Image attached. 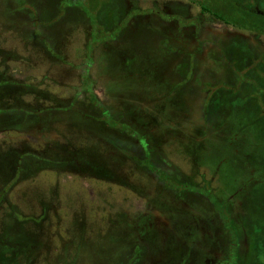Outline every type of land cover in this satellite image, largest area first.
I'll return each instance as SVG.
<instances>
[{
  "label": "rangeland",
  "instance_id": "rangeland-1",
  "mask_svg": "<svg viewBox=\"0 0 264 264\" xmlns=\"http://www.w3.org/2000/svg\"><path fill=\"white\" fill-rule=\"evenodd\" d=\"M63 1L69 4L28 0L26 10L21 0H0V79L6 83L0 87V105L7 111L23 108L24 119L29 111L59 108L61 102L92 115H81L82 123L59 116L40 127L5 126L3 121L15 115H0V187L14 180L7 197L17 213L16 223L3 226L13 210L8 202L0 204V232L22 233L31 245L10 264H120L137 248L144 254L137 264H180L186 245L193 256L200 252L190 264H220L217 249L224 233L213 216L205 218L210 210L198 208L206 202L201 194L191 196L195 203L184 201L118 149L123 142L130 149L140 144L97 120L101 111L84 93H76L91 38L103 40L92 49L88 69L96 97L114 117L126 115L132 128L149 130L155 141H144L173 165L166 174L200 187L208 183L227 203L238 228L248 222L251 227L237 238L238 264H264V175L254 178L264 167V143L258 140L264 119L250 121L256 101L245 96L246 88L234 102L221 97L216 86L235 77L232 70L225 65L194 69V59H183L191 55L180 58L178 50L194 52L199 64L212 44L204 40L207 36H241L264 47V35L225 24L194 0ZM202 1L220 10L230 1L264 15V0L263 7L256 0ZM152 6L198 17L197 34L194 25L179 27L176 20L155 14L125 22L117 11L125 15ZM60 10L56 21L43 24ZM222 15L234 23L250 22L245 14L238 20L241 14L235 11ZM15 83L34 85L43 96ZM201 111L208 113L206 124Z\"/></svg>",
  "mask_w": 264,
  "mask_h": 264
},
{
  "label": "trees",
  "instance_id": "trees-1",
  "mask_svg": "<svg viewBox=\"0 0 264 264\" xmlns=\"http://www.w3.org/2000/svg\"><path fill=\"white\" fill-rule=\"evenodd\" d=\"M25 2L22 4L23 8L26 7V10L28 8L29 2L28 0H21ZM243 0H240L242 2ZM251 1L255 2V0H248L247 4ZM259 4L260 7H263V0H256ZM194 2L199 3L200 7L204 10L210 13L214 18L224 22L225 24H231L234 25L238 28H243L252 32H255L257 34L264 35V15L250 11V10H244L241 5L236 6L235 4L229 2H226L223 6H220L219 8H222L223 10L216 9L213 4V9H210L209 5L205 4L206 2H203L202 0H194ZM61 3H68L63 0H60L58 3L59 5ZM257 3V4H258ZM32 4V3H31ZM57 4V3H56ZM246 3H243V5ZM252 4V3H251ZM254 4V3H253ZM74 7V6H73ZM249 9V8H248ZM227 11H235V13L241 14L240 16H237L238 20H243V15L245 14L246 16H250V22H231L229 18L227 19L224 17L222 14ZM120 15L122 16V19L125 17V22L130 21L134 16L137 14H155L158 17H160L163 20L167 21H172L176 20L178 22L179 27L183 26H188V25H194L196 27V34L199 29V19L198 17H193V18H184L183 16L179 14H168L162 11L160 8L156 6H152L147 9H139V8H134L132 10H129L126 12L124 15L120 8L117 10ZM61 10L54 15L52 18H49L47 20V17L43 18L45 22L43 24H48L51 22H54L57 20L58 15L61 14ZM57 16V17H56ZM89 20V19H88ZM25 21L27 22V17H25ZM241 22V23H240ZM259 23V24H258ZM93 28V27H92ZM99 33L101 31L99 30ZM112 38H116V35L113 36ZM112 38L108 39L111 40ZM104 39V40H106ZM202 41H206L207 43L210 42V46L207 47L206 54L204 55L203 58L201 59L203 61L199 62L197 64L198 59L195 60L194 52H187L185 50H181L178 48L180 51V58L183 56V54L188 55L190 54L191 57L189 58H183L185 60H193V66L194 69L200 67L205 68L208 67L209 65L213 67H217L218 65H221L220 67L227 66L228 69L232 70V72L235 73V77H233L230 80H224L222 79L218 85L216 86V89L221 91L220 95L223 99H226V101L234 102L237 100L236 96L237 94L243 89L246 88V95L247 97L255 99L256 102L252 104L253 108V117L251 122H254L260 118L264 119V47L261 46L259 43L252 41L250 38L246 37H241V36H229V37H222V36H215V35H210L207 36L203 39ZM88 46H87V64L86 62L84 63V69L82 70V76H81V87H75L76 93L82 92L85 94L86 99L90 100L93 106H96L100 111L101 115L100 117H97V120L105 122L109 127L116 128L128 136H132L136 138V141L140 144L135 145V147L130 149L129 147L124 146L123 144L126 145L125 142H123L119 146L118 149L123 150L122 152L127 153L129 157L132 159L136 160L141 167H144L147 169V171L151 172L159 181H162L164 185L167 188L177 190V192L180 195V198L183 199L184 201L187 202H193L190 201L191 196L193 194H196L195 192L201 194V196L206 200L205 205L203 207H198L201 208V210L207 211L210 210L211 214L207 215L205 214V218H210L213 216V219L216 220L217 225L216 227L220 228V230H223L224 236H221L223 239V244L222 246L220 245L217 250L219 253H221V261L220 264H238L239 261H241L240 255L238 253L237 249V241L239 237V233L241 231H244V229H249L251 226L248 222L245 220V228L240 229L242 227L238 226L235 224V221L232 220L230 216V212L228 210L227 203L225 201L219 200L216 195L213 193V190L211 187L208 185V183L205 184V186L200 187L195 184H192L190 182H179L172 178L169 174H166L167 171L170 172V166H173L168 159L163 155L159 149L150 146V142L145 140L150 139L152 142L155 141L151 134H149V130L146 128H141L136 127L135 129L131 127L129 124V118L125 115L118 114L120 116L114 117V114H111L103 105V103L96 97L94 91H93V86L95 83V80H93L89 74H88V69L89 65L91 64L92 58H91V51L94 47L99 45L103 40L95 39L89 40ZM170 43V42H169ZM89 47V48H88ZM214 47L216 49V52L214 51ZM161 46H159V49ZM172 52V51H171ZM161 54L163 53L160 52ZM210 59V60H209ZM204 62V63H203ZM213 63V64H212ZM217 63V65H216ZM86 64V65H85ZM158 65V63H156ZM186 66V65H185ZM225 68V67H224ZM4 79H0V87L5 85L6 83L3 82ZM7 85H10L9 82ZM15 85H20L21 87L26 88V91H34L37 93V95L43 96V93L39 90L38 87H35L34 85L31 84H23V83H15ZM216 91V90H215ZM56 99V98H53ZM59 101L58 99H56ZM61 102V101H59ZM257 105L259 108H257ZM6 107H3L0 105V113L4 112L3 114H0L1 116L3 115H8V113H13L15 115V118L12 120H0L3 121V124L5 126H17V127H23L25 125H32L33 127H40L42 125H46L49 121L57 119L59 116L68 119V121H72L73 123H82L79 121L82 117L86 116H91L90 114H87L85 111H80L77 107L73 106L72 104H66L64 105L61 102V107L59 108H51L48 110H34V111H29L31 115L27 117L26 119L21 118L23 114V108L16 106V107H7L9 108L8 111L5 110ZM10 108H15V110H11ZM64 110V112L58 111L56 114H52V109L56 110ZM70 108V110H69ZM68 114V115H67ZM124 114V113H123ZM208 113L204 111V113L201 111L200 113V119L203 120V122L207 123L209 120V117L207 116ZM20 116V120H19ZM18 117V118H17ZM94 117V116H93ZM96 117V116H95ZM208 118V119H207ZM76 119V120H75ZM125 119V120H124ZM126 122V123H123ZM5 122V123H4ZM2 123V122H1ZM128 123V124H127ZM205 123V124H206ZM48 125V124H47ZM263 127H264V122H263ZM264 133H261L263 135ZM262 141L260 138L258 139L261 143H264V135L261 137ZM111 140V139H110ZM110 142V141H109ZM112 143V142H110ZM151 147V148H150ZM137 148V149H136ZM149 149H152V153H150ZM143 154V155H142ZM154 155L155 161H150V158L152 155ZM142 156V157H140ZM156 157V159H155ZM149 159V160H148ZM34 162H37L36 159L33 160ZM150 161V162H149ZM155 165L154 166V163ZM158 163V164H157ZM160 167V168H159ZM260 172L256 173L255 171L253 172V176L256 179H259L264 175V167L260 166ZM19 171V166H16V171ZM166 170V171H165ZM15 176V175H14ZM14 180L11 182L8 181L6 184H4L2 187H0V204L3 202H8L9 206L12 208L13 212L9 213L6 218H4L3 226H9L11 227L13 223H16V214L14 211V207L12 206L11 203H9L7 193L8 190L10 189L11 185L14 183ZM188 203V204H189ZM197 206L198 203H197ZM15 215V216H14ZM8 227V228H9ZM237 227V228H236ZM240 227V228H238ZM215 229V228H214ZM245 229V230H246ZM12 229H8L7 231L2 230L0 232V264H10V262L14 261L15 258H17L18 254L20 251H22L23 246H31L30 242L25 241V236L24 234H18L14 235L12 232ZM21 231V229H20ZM219 232L216 231L215 229V236H217ZM220 236V235H219ZM175 241V240H173ZM174 244V243H173ZM193 248L190 246L186 245L183 250L181 251L182 255L185 256L184 261L181 262L180 264H190V262L195 260L197 257L198 259V254L197 256H193ZM144 259V254L141 252L140 249H136L135 251H132V253L124 255L123 259H121L120 264H129L134 263H142Z\"/></svg>",
  "mask_w": 264,
  "mask_h": 264
}]
</instances>
